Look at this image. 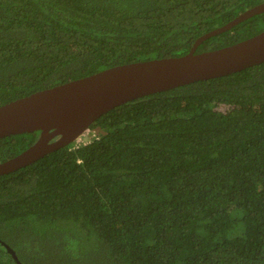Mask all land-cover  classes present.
<instances>
[{"label":"trees","instance_id":"1","mask_svg":"<svg viewBox=\"0 0 264 264\" xmlns=\"http://www.w3.org/2000/svg\"><path fill=\"white\" fill-rule=\"evenodd\" d=\"M263 0H0V105L187 53ZM264 29V12L196 52ZM39 131L0 138V161ZM0 175V264H264V61L122 103Z\"/></svg>","mask_w":264,"mask_h":264},{"label":"water","instance_id":"2","mask_svg":"<svg viewBox=\"0 0 264 264\" xmlns=\"http://www.w3.org/2000/svg\"><path fill=\"white\" fill-rule=\"evenodd\" d=\"M264 12V0L195 39L179 56L107 67L0 105V138L39 131L26 149L0 161V175L12 172L72 142L85 140L89 125L122 103L198 80L219 77L264 61V29L240 41L196 52L205 39ZM16 264L15 251L1 242Z\"/></svg>","mask_w":264,"mask_h":264},{"label":"built area","instance_id":"3","mask_svg":"<svg viewBox=\"0 0 264 264\" xmlns=\"http://www.w3.org/2000/svg\"><path fill=\"white\" fill-rule=\"evenodd\" d=\"M81 141H83V140L76 141V143L81 142Z\"/></svg>","mask_w":264,"mask_h":264},{"label":"rangeland","instance_id":"4","mask_svg":"<svg viewBox=\"0 0 264 264\" xmlns=\"http://www.w3.org/2000/svg\"><path fill=\"white\" fill-rule=\"evenodd\" d=\"M88 137V135L86 134V138ZM86 138H85V140H86Z\"/></svg>","mask_w":264,"mask_h":264}]
</instances>
